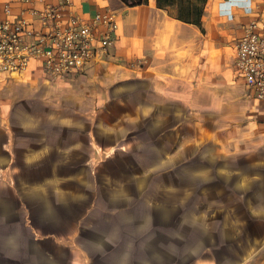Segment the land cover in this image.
Instances as JSON below:
<instances>
[{"label": "crops", "instance_id": "1", "mask_svg": "<svg viewBox=\"0 0 264 264\" xmlns=\"http://www.w3.org/2000/svg\"><path fill=\"white\" fill-rule=\"evenodd\" d=\"M65 2L62 26L71 17L89 19L105 10L116 12L119 25L107 53L82 72L52 76L39 58L27 71H0V171L9 176L0 179V188L8 190L0 199L13 204L0 208V215L9 220L19 202L24 208L23 227L34 236L28 242L31 264H264V102L236 70L237 41L250 21L264 22V0H144L131 7L122 0H0V15L9 5L11 14L26 18L31 42L49 27L31 10ZM37 77L90 83L81 97L91 98L93 112L107 110L116 97L110 90L119 84L127 95L126 124H98L79 109H72L77 116L46 115L39 129L26 127L39 130L49 145L39 152L83 153L82 170L50 171L24 184L16 175L22 167L15 164L9 114L26 95L20 90ZM151 120L153 126L144 123ZM108 135H114L112 144ZM151 145L159 152L155 158L140 153ZM120 147L134 152L144 170L128 173L119 185L100 175L96 186L80 180L84 165L99 174ZM163 147L170 148L165 155ZM195 156L207 165L196 173L204 177L203 188L175 187L186 196L169 203L164 186L153 202L140 195H149V176L157 179ZM73 179L74 188L67 185ZM197 192L205 194L204 206L186 203Z\"/></svg>", "mask_w": 264, "mask_h": 264}, {"label": "rangeland", "instance_id": "2", "mask_svg": "<svg viewBox=\"0 0 264 264\" xmlns=\"http://www.w3.org/2000/svg\"><path fill=\"white\" fill-rule=\"evenodd\" d=\"M134 65H137V63H132L131 66ZM47 80L49 81H45L44 79H40L38 77L33 78L30 82H28V85L24 86L23 90H20L21 94L25 93L26 95H21L18 97L16 103L10 108L11 110L9 115H11V123L14 124V128H12L11 131H13L12 133L14 137L13 148H15L14 150L16 152L15 164L17 163L21 165V170H24L17 171L16 175H20L21 179H24V184L27 183V180H42V178L49 174L50 171L53 173L63 174L66 172L68 173V171L73 172L76 169L79 171L82 170L79 164H81L84 159L83 157H85L83 153H81L82 155L79 153L75 154L72 151L68 153H58V151L55 150L51 151V153L48 152L45 156H43V154L39 152L43 147L49 145L43 142V134L39 130L31 131L28 128L32 126L34 127L35 125L39 129L41 126V121L43 118H46V115H60L61 117L77 116L78 114L72 113V109H79L82 113V116L83 113L92 114L94 121L98 124L102 123V125H110L112 127L126 124V118L123 116L126 111V105L123 104L122 97L125 99L127 98V95L124 89H120L119 84H116L110 90L116 97H113V99L108 102L107 110L93 112V101L91 98H87V96H85V99H82L81 97L84 96V92L89 89L88 86H90V83L87 82L86 84V81H83L81 84L70 85L67 83L65 84V82L60 80H55L51 77H49ZM167 121L168 119L164 120L162 123L160 122L159 125L156 124L155 126H157V128L163 127L164 122ZM144 123L150 124L151 126L154 124L152 120ZM88 124L89 122L86 125ZM70 130L74 129L71 128ZM165 137H167L165 139L170 138V133L167 132ZM1 138H3V136H1ZM67 138L71 139L70 135H67L64 139ZM129 139L130 138L128 137L123 138V140L126 141ZM163 140L164 139H162V141ZM113 141L114 135H108L109 144H112ZM56 145L58 144L55 143L52 146ZM163 149L164 155L166 152L170 151V148L167 149L163 147ZM186 150L187 148L185 147L184 152ZM34 153L37 156L36 159L39 157L35 163H26V158L33 155ZM133 153L134 152H130L124 147H120L118 150L113 151L111 155L112 161H108V164L102 165L99 170V174L96 172L91 173L90 168H86V165H84L85 168L83 169V176L80 178V180H83L86 185L89 184L91 186L100 182V179L97 177L100 175L102 179L101 181L106 179L111 184L119 185V183L127 179L128 173L134 175L143 169V167L135 160ZM140 153L144 156H153L152 158H155V155L159 152L157 151L156 147L151 145L143 148ZM64 160H66L68 165L61 164ZM5 162L6 161L3 160L2 164ZM42 163L46 164L45 168H53L49 170L43 169L44 167ZM178 163V168L169 167V170L165 169L163 173H160L158 176L155 175L157 176V179L155 177L153 178L154 174L149 176V186L147 189L149 195H142V193L140 195L144 198H150L151 202H153L152 198L153 200L154 198L156 199V197L159 196L157 194L158 190L164 186L166 187L164 196H166V202L169 203L174 200L177 201L182 196V194H184L182 191L179 192L175 187L192 185L197 189L203 188L204 177L202 175H196V173L205 167V161L195 156L193 159L189 160L182 159ZM211 165L214 167V165L217 166L218 164L212 162ZM25 170H29V172ZM175 171L177 174H175ZM94 175H96V177H94ZM0 179L1 181L3 180L6 182L9 180V176L5 175L1 170ZM67 185L73 188L76 187V180H69ZM169 187H172V189L174 188V190L168 191ZM2 188H0V198H2V194H7L8 192L6 187V189ZM49 188L51 191H54L55 187L52 184V186ZM23 189L28 190V192H31L32 190L28 187H24ZM143 192H145V189ZM196 194H198L197 197L194 195L186 198V203L190 204L199 201L201 203L198 204H202L204 206L206 203L204 198L205 194L199 192ZM183 196L185 197L186 194ZM201 196L203 198H201ZM9 200L10 199L7 198L0 199V208L7 206L12 207L13 204H11V201L9 202ZM32 200L36 201L40 200V198L35 196ZM10 215L11 219L9 220H6L5 217L2 218L0 215V264H31V246H28V242L29 240H32L30 239L32 236L31 232L25 230L23 227L26 222V215L24 214V208H22L20 202L17 205V209L15 211L12 210ZM174 226L176 225L173 224L170 228H173ZM14 238H17L18 242L17 244L12 245V243H9V241ZM5 242L7 243L6 245Z\"/></svg>", "mask_w": 264, "mask_h": 264}, {"label": "built area", "instance_id": "3", "mask_svg": "<svg viewBox=\"0 0 264 264\" xmlns=\"http://www.w3.org/2000/svg\"><path fill=\"white\" fill-rule=\"evenodd\" d=\"M68 2L32 9L47 31H37L27 41L29 22L11 14L9 5L0 15V71L24 72L32 58H39L47 74L62 77L82 72L92 61L106 54L118 29L116 12L105 10L89 19L71 17L64 26L63 10ZM236 70L264 102V22L252 20L237 41Z\"/></svg>", "mask_w": 264, "mask_h": 264}, {"label": "trees", "instance_id": "4", "mask_svg": "<svg viewBox=\"0 0 264 264\" xmlns=\"http://www.w3.org/2000/svg\"><path fill=\"white\" fill-rule=\"evenodd\" d=\"M127 6H136L144 3V0H122Z\"/></svg>", "mask_w": 264, "mask_h": 264}]
</instances>
